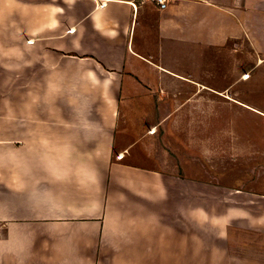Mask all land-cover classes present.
Wrapping results in <instances>:
<instances>
[{
	"label": "crops",
	"instance_id": "obj_1",
	"mask_svg": "<svg viewBox=\"0 0 264 264\" xmlns=\"http://www.w3.org/2000/svg\"><path fill=\"white\" fill-rule=\"evenodd\" d=\"M252 81L264 0H0V264H264Z\"/></svg>",
	"mask_w": 264,
	"mask_h": 264
},
{
	"label": "rangeland",
	"instance_id": "obj_2",
	"mask_svg": "<svg viewBox=\"0 0 264 264\" xmlns=\"http://www.w3.org/2000/svg\"><path fill=\"white\" fill-rule=\"evenodd\" d=\"M101 4V3H100ZM181 51H182V49H181ZM157 63H159V62H157ZM189 63H191V62H189ZM163 64L165 65V66H171L170 68L171 69H174L175 71H177V72H180L181 71V67L182 68H185L184 67V65H183V63H181L180 64V62H163ZM193 64V63H192ZM216 69L218 68V67H215ZM219 73H220V78H225V77H227V76H225L224 75V72L227 70V67L226 68H223V66L221 65V66H219ZM187 70H188V67H187ZM189 70H191V69H189ZM248 74V73H247ZM246 74V75H247ZM246 75H245V77H246ZM209 77H206V75H205V78H204V82L205 83H208L210 80H211V78H210V73H209V75H208ZM249 77V76H248ZM247 77V78H248ZM184 84V83H183ZM185 87V89L184 90H186V88H187V90L186 91H188L189 90V87H187V84L186 85H184L183 87H182V89ZM126 89V86H124V91H126L125 90ZM250 89L252 90V94H253V96H259V93H260V91H264V81H261V82H255V81H252V82H250ZM130 91H126V94H128ZM132 92V91H131ZM156 96L155 95H153V101H155L156 102ZM192 105V104H191ZM187 106H190V104L189 105H187ZM124 107H123V105H122V109H123ZM129 119H130V117H129ZM243 119H246V121L244 122V120ZM233 121L234 122H236V123H242V122H244L245 124H251V126H248V127H243L242 129H238V128H236L240 133L242 132H244V133H247V134H250L251 136H252V138L255 140V138L256 139H259V133H261L262 132V126L264 125V117L261 115V114H259V113H257V112H250V113H247V114H245L244 116H240V115H236V116H234L233 117ZM236 125V124H235ZM205 131H208V130H205ZM203 132V133H205L204 134V139L206 140V139H208V140H210V137H211V135H212V133L213 132ZM170 133H172V135L174 136V138H175V140H177L178 139V141L181 139V137H180V131H171ZM182 140V139H181ZM204 164V166H211V164L210 163H207V162H204L203 163ZM203 164H202V166H203ZM226 164H228V166H235V165H237V164H234V162L231 160L230 162L228 161V162H226ZM220 173H222V171H219ZM223 177V176H222ZM224 179H222V180H220V181H223ZM227 181H232V180H227Z\"/></svg>",
	"mask_w": 264,
	"mask_h": 264
},
{
	"label": "built area",
	"instance_id": "obj_3",
	"mask_svg": "<svg viewBox=\"0 0 264 264\" xmlns=\"http://www.w3.org/2000/svg\"><path fill=\"white\" fill-rule=\"evenodd\" d=\"M159 7L166 8L167 6V0H153ZM102 6L106 5V2L101 3ZM249 76V73L246 75V77Z\"/></svg>",
	"mask_w": 264,
	"mask_h": 264
},
{
	"label": "trees",
	"instance_id": "obj_4",
	"mask_svg": "<svg viewBox=\"0 0 264 264\" xmlns=\"http://www.w3.org/2000/svg\"><path fill=\"white\" fill-rule=\"evenodd\" d=\"M244 2V0H241V3H243Z\"/></svg>",
	"mask_w": 264,
	"mask_h": 264
}]
</instances>
